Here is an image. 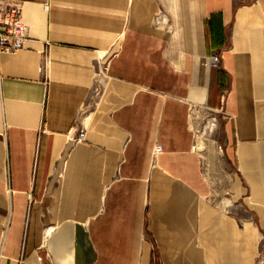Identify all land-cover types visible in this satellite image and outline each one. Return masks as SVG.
Instances as JSON below:
<instances>
[{
	"label": "crops",
	"instance_id": "1",
	"mask_svg": "<svg viewBox=\"0 0 264 264\" xmlns=\"http://www.w3.org/2000/svg\"><path fill=\"white\" fill-rule=\"evenodd\" d=\"M0 2L30 27L0 53V264H264V0Z\"/></svg>",
	"mask_w": 264,
	"mask_h": 264
},
{
	"label": "rangeland",
	"instance_id": "2",
	"mask_svg": "<svg viewBox=\"0 0 264 264\" xmlns=\"http://www.w3.org/2000/svg\"><path fill=\"white\" fill-rule=\"evenodd\" d=\"M192 122L195 130L194 148L200 152L205 170L213 182L215 191L211 198L219 202L225 198L224 189L229 183L226 177L231 172L221 147L222 135L219 118L207 109L196 108L192 114ZM45 258L50 264H55L49 253H46ZM152 264H162L157 253Z\"/></svg>",
	"mask_w": 264,
	"mask_h": 264
},
{
	"label": "built area",
	"instance_id": "3",
	"mask_svg": "<svg viewBox=\"0 0 264 264\" xmlns=\"http://www.w3.org/2000/svg\"><path fill=\"white\" fill-rule=\"evenodd\" d=\"M30 27L23 21L21 3L0 2V53L14 52L25 47L29 39ZM208 63L219 67L220 55L213 53L208 58ZM86 139V131H79L76 141ZM162 150L161 144L156 145L155 154Z\"/></svg>",
	"mask_w": 264,
	"mask_h": 264
}]
</instances>
